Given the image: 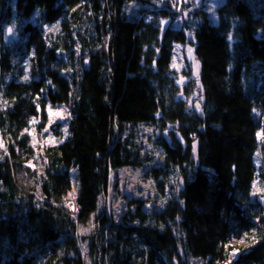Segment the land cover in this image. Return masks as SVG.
Here are the masks:
<instances>
[{
  "label": "trees",
  "instance_id": "obj_1",
  "mask_svg": "<svg viewBox=\"0 0 264 264\" xmlns=\"http://www.w3.org/2000/svg\"><path fill=\"white\" fill-rule=\"evenodd\" d=\"M131 1L0 0V264H264V0ZM123 167L157 190L117 219Z\"/></svg>",
  "mask_w": 264,
  "mask_h": 264
},
{
  "label": "rangeland",
  "instance_id": "obj_2",
  "mask_svg": "<svg viewBox=\"0 0 264 264\" xmlns=\"http://www.w3.org/2000/svg\"><path fill=\"white\" fill-rule=\"evenodd\" d=\"M194 2L195 6H199L200 3H202L205 0H192ZM216 3V7L213 8L211 12L212 20L214 23L218 22V12L217 7L222 5L225 0H213V1H207V3L212 4ZM136 3V0H132L131 4ZM188 4V1H186ZM197 6V7H198ZM174 7V6H173ZM179 8V7H177ZM191 6H186L182 9V12H180L178 19L175 20L173 23V26L175 28H181L183 21H186L189 16L188 12L191 10ZM180 10V8H179ZM174 12H176V9H173ZM135 11L128 12V16H132L135 14ZM188 37L192 38V33L188 32ZM189 49H192V45L187 42L186 44L182 43H176L174 46V59L172 63V68H174L177 72L180 74V80L182 81H188L189 75L193 78L197 77V72L199 70V64L197 68V59L194 56L193 51L189 53ZM184 71V73H183ZM188 72V74H187ZM198 86V85H197ZM199 89H196L195 94L190 97L192 102L194 100H197L199 98ZM68 111L66 108L59 107V108H49V119L51 123H54L56 121H64L66 119ZM37 130V129H36ZM32 134L34 135L35 139L36 137L40 136L37 135V132L32 130ZM52 136V134H51ZM49 137V139L45 140V138L41 137L42 140L40 141H46L48 144H51L56 141L53 137ZM55 137V136H54ZM258 163H260V160H258ZM71 173V179H72V190L68 194V204L71 206L73 205V199L74 194L77 193L78 187H79V178H78V169L77 167H72L70 170ZM145 168H133V167H123L119 169H114L111 172H109V191L107 195V199L105 200V205L107 208V211L111 213V215L117 219L120 218V215L127 207V201L132 199L133 197H147V195L154 196L156 194V185L152 178H147L144 176ZM71 194V195H70ZM96 224L95 218H91L89 221V224L84 227H80L79 232V238L80 241L82 238H85L83 241H81V247L83 252L87 253L88 247L87 243L89 241V237L91 235V231L94 229Z\"/></svg>",
  "mask_w": 264,
  "mask_h": 264
},
{
  "label": "snow or ice",
  "instance_id": "obj_3",
  "mask_svg": "<svg viewBox=\"0 0 264 264\" xmlns=\"http://www.w3.org/2000/svg\"><path fill=\"white\" fill-rule=\"evenodd\" d=\"M9 31H11V29H9ZM192 49H189V53H191ZM197 68H198V62H197ZM197 108H199V105L197 104L196 106ZM257 191H264V189H256ZM71 195V194H70Z\"/></svg>",
  "mask_w": 264,
  "mask_h": 264
}]
</instances>
